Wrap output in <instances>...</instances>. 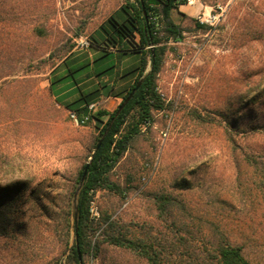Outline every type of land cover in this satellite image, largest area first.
Here are the masks:
<instances>
[{
  "label": "rangeland",
  "instance_id": "374dc122",
  "mask_svg": "<svg viewBox=\"0 0 264 264\" xmlns=\"http://www.w3.org/2000/svg\"><path fill=\"white\" fill-rule=\"evenodd\" d=\"M125 1L0 0V186L16 200L0 230V264H69L76 179L99 130L54 101L49 77ZM199 2L196 16L172 13L183 37L163 41L157 85L167 107L112 171L123 193L98 190L91 219L107 213L137 235L167 233L154 195L171 193L224 227L251 264H264V0ZM209 12L218 18L202 23ZM120 102L103 98L95 109L112 113ZM94 253L85 264H147L107 245Z\"/></svg>",
  "mask_w": 264,
  "mask_h": 264
},
{
  "label": "trees",
  "instance_id": "16d2710c",
  "mask_svg": "<svg viewBox=\"0 0 264 264\" xmlns=\"http://www.w3.org/2000/svg\"><path fill=\"white\" fill-rule=\"evenodd\" d=\"M184 4L186 0H127L89 35L87 47L72 52L50 73L48 90L54 101L76 115L78 121L87 117L83 125L94 123L99 130L93 151L118 107L143 79L93 156L76 200L78 219L77 225L73 222L69 264H85L86 257L94 251V254L99 253L105 245L128 251L147 264H251L244 253V245L231 241L224 227L212 222L208 225L207 218L185 198L171 193L154 195L158 216L170 223L167 233L152 235L147 231L137 235L107 213H102L97 223L91 219V203L98 190L123 193L120 184L111 180L112 171L141 128L151 126L154 112L167 107L157 85L167 52L163 41L182 39L172 13ZM196 26L208 28L198 21ZM3 65L0 54V81L6 77ZM5 90L6 82L3 81L0 94ZM103 98H117L121 102L112 113L95 109V106L90 108ZM85 165L78 172L77 185ZM13 189L0 186L1 232L11 223L15 210L16 200L7 198ZM200 221L208 226L204 227ZM103 225L100 238L93 244L92 233Z\"/></svg>",
  "mask_w": 264,
  "mask_h": 264
},
{
  "label": "water",
  "instance_id": "95a60500",
  "mask_svg": "<svg viewBox=\"0 0 264 264\" xmlns=\"http://www.w3.org/2000/svg\"><path fill=\"white\" fill-rule=\"evenodd\" d=\"M142 81L143 79H141L137 85L135 86V88L130 92V94L128 95V97L123 101V103L118 107L116 113H115V117L110 121L108 127L106 128V130L104 131L103 133V136L100 138V140L98 141V143L96 144V147L92 153V155L90 156L88 162L86 163L85 167H84V170L82 172V175H81V178H80V181H79V185L77 187V190L74 194V221H75V225H77V219H78V212H77V206H76V200H77V197H78V194L86 180V177H87V174H88V170H89V167L92 163V159H93V156L94 154L96 153V151L100 148L105 136L108 134L115 118L121 113L122 109L129 103V101L131 100V98L133 97L134 93L136 90H138V88L141 86L142 84ZM76 231H77V227H76ZM78 257L79 259H81V255L78 254Z\"/></svg>",
  "mask_w": 264,
  "mask_h": 264
},
{
  "label": "built area",
  "instance_id": "2783aa9c",
  "mask_svg": "<svg viewBox=\"0 0 264 264\" xmlns=\"http://www.w3.org/2000/svg\"><path fill=\"white\" fill-rule=\"evenodd\" d=\"M196 2V0H186V3L189 4V5H193L194 3ZM216 18H218L217 15H213L211 12H209L208 14H205L203 13V17H200V21L202 23H211L213 20H216ZM88 46V41L85 42V47ZM95 105H91L90 108H93ZM72 116L74 117L75 121L78 123V124H85L86 121H87V117L83 118L82 120L78 121L76 115L72 114ZM162 134L164 136L167 135L166 132H162Z\"/></svg>",
  "mask_w": 264,
  "mask_h": 264
},
{
  "label": "crops",
  "instance_id": "0c3cea01",
  "mask_svg": "<svg viewBox=\"0 0 264 264\" xmlns=\"http://www.w3.org/2000/svg\"><path fill=\"white\" fill-rule=\"evenodd\" d=\"M127 1V0H126ZM125 1V2H126ZM130 1H134V0H130ZM124 2V3H125ZM123 3V4H124ZM122 5V4H121ZM120 7V6H119ZM118 7V8H119ZM117 8V9H118ZM204 8V6H203V4L201 3V2H199V0H196V2L193 4V5H189V4H184V5H181L179 8H178V10H180L181 12H185L186 14H189V15H191V16H196V15H198L200 12H202V9ZM117 9H115V10H117ZM114 10V11H115ZM113 11V12H114ZM176 11V10H175ZM112 12V13H113ZM111 13V14H112ZM110 14V15H111ZM109 15V16H110Z\"/></svg>",
  "mask_w": 264,
  "mask_h": 264
}]
</instances>
